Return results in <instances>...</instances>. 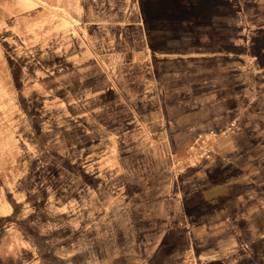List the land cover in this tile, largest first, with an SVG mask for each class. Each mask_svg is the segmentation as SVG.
I'll return each mask as SVG.
<instances>
[{"label":"rangeland","instance_id":"1","mask_svg":"<svg viewBox=\"0 0 264 264\" xmlns=\"http://www.w3.org/2000/svg\"><path fill=\"white\" fill-rule=\"evenodd\" d=\"M250 125L264 165V0H0L6 264L134 257L163 212H184L152 202L157 181L199 175ZM179 231V264H264L245 244L191 260Z\"/></svg>","mask_w":264,"mask_h":264},{"label":"crops","instance_id":"2","mask_svg":"<svg viewBox=\"0 0 264 264\" xmlns=\"http://www.w3.org/2000/svg\"><path fill=\"white\" fill-rule=\"evenodd\" d=\"M237 131L239 135L233 133L236 146L219 148L216 161L202 165L199 175H193V169L188 168L179 175L178 183L175 180L172 184L171 177L170 180L157 181L166 183V186L161 187L160 184L156 187L152 202L164 209L166 203L181 204L184 212L179 215L171 210L168 215L163 212L164 215L160 217L163 220L160 224L162 226L157 227L155 233L144 234L146 240L152 242L147 241L143 244V248L134 257L129 255L128 249L125 251L122 248L120 258L110 260L109 264H118L117 261L119 264H179L177 253L180 251L178 252L176 245L171 246V243L175 240L173 236L180 233L178 229L183 227H187L192 236L191 242L184 249L191 260L201 261L202 258L206 259V262H223L234 246L245 244L253 250L254 260L258 257L264 263V165L255 158L259 153L253 146L256 133L252 131L251 125L250 128ZM223 134L224 136L221 135L219 138L228 137L225 135L228 133ZM207 136L211 137V134ZM214 142L215 140L210 142L212 146ZM212 146L207 152H202L207 158L215 154ZM167 169L164 171L171 174V169L169 167ZM194 171L196 172L195 169ZM180 183L182 192L179 189ZM256 190L259 193L252 194ZM12 213L11 210L9 212L0 210V264H6L10 257L3 244L6 243V239L13 242V234L10 233L13 231ZM257 217L260 220L258 224L244 221ZM167 237L170 244L159 246V241ZM31 243L40 254L43 247L39 238L32 235ZM169 246L168 257L165 256L166 253L161 255L160 252L166 251ZM79 259V254L73 255L74 264H80ZM53 262L64 264V260L58 256Z\"/></svg>","mask_w":264,"mask_h":264}]
</instances>
